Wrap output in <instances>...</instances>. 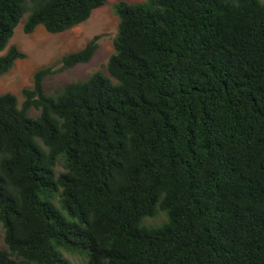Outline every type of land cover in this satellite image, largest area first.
Returning a JSON list of instances; mask_svg holds the SVG:
<instances>
[{"label":"trees","instance_id":"16d2710c","mask_svg":"<svg viewBox=\"0 0 264 264\" xmlns=\"http://www.w3.org/2000/svg\"><path fill=\"white\" fill-rule=\"evenodd\" d=\"M106 1L0 0V51L24 17L59 33ZM114 9L107 73L45 90L97 35L38 69L22 103L0 94V264H264V2ZM24 57L12 44L0 76Z\"/></svg>","mask_w":264,"mask_h":264},{"label":"rangeland","instance_id":"374dc122","mask_svg":"<svg viewBox=\"0 0 264 264\" xmlns=\"http://www.w3.org/2000/svg\"><path fill=\"white\" fill-rule=\"evenodd\" d=\"M118 1L121 0H107L105 5L93 11L85 22L59 33H50L43 25H39L34 32L27 34L23 29L24 17L16 27L8 46L0 51V56L5 54L12 44H15L25 53V57L17 59L13 68L0 76V94L12 92L22 103L24 99L22 89L33 84L34 73L38 69L51 65L60 66V60L65 54L82 49L97 35L99 45L91 60L49 76L44 81L45 90L47 93H52L64 84L86 79L98 70L107 73L106 65L114 52V39L118 31L119 17L114 9V4ZM30 114L36 116L38 112L31 109ZM58 170H61V167ZM166 218V214L162 212L156 217L147 218L145 223L156 225L164 222ZM1 247H3L2 236L0 237ZM67 257L73 264H82L85 258L83 254H67Z\"/></svg>","mask_w":264,"mask_h":264}]
</instances>
